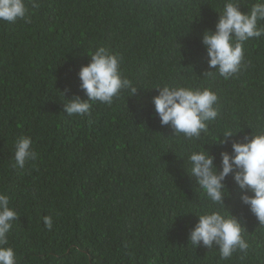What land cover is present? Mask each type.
I'll list each match as a JSON object with an SVG mask.
<instances>
[{
    "label": "trees",
    "instance_id": "obj_1",
    "mask_svg": "<svg viewBox=\"0 0 264 264\" xmlns=\"http://www.w3.org/2000/svg\"><path fill=\"white\" fill-rule=\"evenodd\" d=\"M37 2L25 0L30 23L0 21V192L19 215L9 234L17 264H264V227L241 205L231 175L225 209L245 228L247 253L221 260L216 247L188 242L209 201L182 158L186 166L203 144L219 167V152L230 151L215 142L225 128H245L242 137L264 124V37L245 43L250 63L239 74L205 77L200 37L214 30L224 0ZM237 2L247 11L255 0ZM98 46L122 57L138 93L68 116L60 92L86 98L77 72ZM163 83L218 95L219 116L199 140L160 125L148 101ZM20 136L37 153L23 169L12 167Z\"/></svg>",
    "mask_w": 264,
    "mask_h": 264
},
{
    "label": "clouds",
    "instance_id": "obj_2",
    "mask_svg": "<svg viewBox=\"0 0 264 264\" xmlns=\"http://www.w3.org/2000/svg\"><path fill=\"white\" fill-rule=\"evenodd\" d=\"M32 7H39L37 0H30ZM23 20L31 22L29 8L25 0H0V21L15 23ZM193 17L191 19L192 23ZM264 0H255L249 10L241 11L237 0H224L222 11L218 13L214 30L205 29L200 43L207 57L205 77L218 75L230 79L248 67L245 61L244 45L250 39L264 37ZM190 23V24H191ZM89 56V55H88ZM87 64L81 65L77 77L79 95L66 98L70 91L60 92L64 98L63 113L68 116H88L94 103L111 105L122 93L126 97L137 95L138 87L122 75V57L104 46H98L89 56ZM151 89L157 94L148 101L161 126H170L172 135H182L185 140H199L208 130L209 122L219 116V97L210 88H192L184 84L163 83ZM239 137L245 128L233 130L225 128L215 141L218 145L229 144L230 151L219 152V167L216 157L203 144L192 150L185 159L183 169L195 179L196 188L209 201L208 207L195 214L196 221L188 230L187 239L192 246L207 249L216 247L221 260L230 259L237 251L247 253L249 244L242 233L245 228L240 220L226 211L225 199L230 196L225 178H231L239 189V201L264 227V124L254 132ZM37 153L30 136L17 137L13 142V168L23 169L29 161H34ZM19 215L10 206V198L0 192V264H17L14 248L9 244V234ZM43 223L49 230L53 227L51 216H44Z\"/></svg>",
    "mask_w": 264,
    "mask_h": 264
}]
</instances>
